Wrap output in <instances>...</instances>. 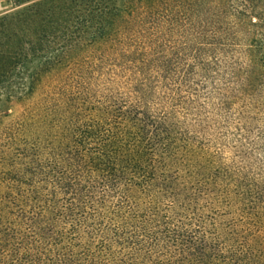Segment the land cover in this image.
Masks as SVG:
<instances>
[{
	"label": "trees",
	"instance_id": "16d2710c",
	"mask_svg": "<svg viewBox=\"0 0 264 264\" xmlns=\"http://www.w3.org/2000/svg\"><path fill=\"white\" fill-rule=\"evenodd\" d=\"M7 1L0 88L52 79L0 130V264H264V167L207 125L264 104V0Z\"/></svg>",
	"mask_w": 264,
	"mask_h": 264
},
{
	"label": "rangeland",
	"instance_id": "374dc122",
	"mask_svg": "<svg viewBox=\"0 0 264 264\" xmlns=\"http://www.w3.org/2000/svg\"><path fill=\"white\" fill-rule=\"evenodd\" d=\"M24 5L15 6L10 1L0 0V17L14 12ZM36 66V63L27 64V70L14 77L11 80V85L7 84L17 92L15 96L8 98L7 90L0 88V130L11 121L20 118L27 109H45L44 89L52 79V75L44 76L41 84L40 74L39 83L36 84L34 90L24 94L28 87V75L37 69ZM222 115L223 118L220 121H209L207 125L209 124L213 128L224 127L229 136L225 140L226 154L229 156L241 155L250 163L262 164L264 167V137L259 139L257 137L259 130H264V104H258V106L248 109H229L222 112ZM236 127L242 129L241 142L236 141L234 137Z\"/></svg>",
	"mask_w": 264,
	"mask_h": 264
}]
</instances>
